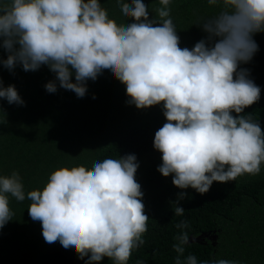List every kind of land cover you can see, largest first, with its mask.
Returning <instances> with one entry per match:
<instances>
[{"label":"clouds","instance_id":"obj_1","mask_svg":"<svg viewBox=\"0 0 264 264\" xmlns=\"http://www.w3.org/2000/svg\"><path fill=\"white\" fill-rule=\"evenodd\" d=\"M117 2L131 23L109 18L99 0L0 4V47L7 53L0 65L10 72L17 66L25 72L47 66L55 80L45 90L55 93L58 82L78 98L86 95L88 80L108 70L125 96L120 111L162 104L166 122L153 139V148L161 153L157 171L171 175L180 190L191 188L202 195L214 181L258 175L264 165V131L243 113L259 101L261 89L240 65L259 50L253 37L264 32V0H207L219 11L197 23L207 36L191 49L180 47L171 0H159V22L149 19L143 0ZM0 99L24 105L15 86L4 87L2 81ZM138 167L134 154L105 158L91 168L61 167L50 173L42 189L27 193L18 172L0 176V229L12 220L9 196L17 202L27 199L28 214L41 224L46 243L58 241L79 259L87 257L85 264H99L105 257L128 264L133 250L144 243L149 220L135 178ZM185 195L181 191L174 202L177 216L184 214L177 205ZM176 227L182 231L174 238L175 264H197L195 255L181 259L189 238H195L183 231L187 221Z\"/></svg>","mask_w":264,"mask_h":264},{"label":"trees","instance_id":"obj_2","mask_svg":"<svg viewBox=\"0 0 264 264\" xmlns=\"http://www.w3.org/2000/svg\"><path fill=\"white\" fill-rule=\"evenodd\" d=\"M8 0H0V4ZM109 18L118 24L131 23L124 17L117 0H99ZM148 6L149 19L160 21L155 9L159 0H143ZM170 15L180 37V47L191 49L207 34L197 23L216 15L218 8L207 0H171ZM259 50L247 64L250 78L260 87V99L244 109L264 131V32L253 37ZM7 53L0 47V59ZM108 70L95 81H87L83 98L59 87L48 93L45 84L55 80L47 66L25 72L20 66L9 71L0 65L3 86L14 85L24 101L23 106L8 104L0 99V176L18 172L24 191L42 189L54 170L61 167L85 166L105 158L134 154L142 181L148 175L149 187L143 195L145 214L149 217L144 243L133 250L128 264H175L177 253L174 239L182 230L176 225L187 221L183 229L188 236L214 234V241L205 244L188 243L181 259L195 255L197 264L226 259L238 264H264V165L256 176L244 175L235 181L213 182L205 194L194 189L180 190L173 186L172 176L160 178L147 172L157 171L162 163L161 153L153 148L155 132L166 122L162 104L145 109H113L102 90L113 86ZM75 82V77H71ZM93 96L95 98H93ZM233 115H236L233 113ZM157 180V181H156ZM151 183L154 185L150 186ZM186 195L177 206L184 214H174L180 192ZM30 201L17 202L9 196L13 212L0 229V264H85L71 249L57 241L48 244L42 236L41 224L28 214ZM99 264H113L105 257Z\"/></svg>","mask_w":264,"mask_h":264},{"label":"rangeland","instance_id":"obj_3","mask_svg":"<svg viewBox=\"0 0 264 264\" xmlns=\"http://www.w3.org/2000/svg\"><path fill=\"white\" fill-rule=\"evenodd\" d=\"M109 84H113V86L108 87V88H104L102 90V94H103L105 99L109 100L110 107L116 110V109H118L120 107V105H123L125 96L122 93H120V92H118L116 90V88H115L116 81L114 79L108 80V85ZM133 108H136V107L133 105ZM138 172H139V170L137 169L136 174H135V178H136V181L141 185V191L143 193H145L146 188L149 187V179H150V177L148 175H146L145 176V178H146L145 180L146 181L143 182L142 181V177L144 175H140ZM147 173L150 176H154L156 174L158 179L160 178V174H159L158 171H155V172L148 171ZM152 185H154V183L150 184V186H152ZM144 198L145 197H143L142 199H144Z\"/></svg>","mask_w":264,"mask_h":264},{"label":"water","instance_id":"obj_4","mask_svg":"<svg viewBox=\"0 0 264 264\" xmlns=\"http://www.w3.org/2000/svg\"><path fill=\"white\" fill-rule=\"evenodd\" d=\"M203 238H207L208 240H211V239H215L216 237L211 238L209 233H202V234L198 235L195 238H189V242L188 243H190V242H192V243H201Z\"/></svg>","mask_w":264,"mask_h":264}]
</instances>
